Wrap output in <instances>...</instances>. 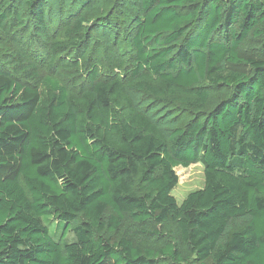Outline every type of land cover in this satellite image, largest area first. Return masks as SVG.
Wrapping results in <instances>:
<instances>
[{"label": "trees", "instance_id": "obj_1", "mask_svg": "<svg viewBox=\"0 0 264 264\" xmlns=\"http://www.w3.org/2000/svg\"><path fill=\"white\" fill-rule=\"evenodd\" d=\"M0 264H264V0H0Z\"/></svg>", "mask_w": 264, "mask_h": 264}, {"label": "rangeland", "instance_id": "obj_2", "mask_svg": "<svg viewBox=\"0 0 264 264\" xmlns=\"http://www.w3.org/2000/svg\"><path fill=\"white\" fill-rule=\"evenodd\" d=\"M176 171L179 175V182L172 193L179 202H182L191 192L204 187L205 173L201 162L189 167L178 166Z\"/></svg>", "mask_w": 264, "mask_h": 264}]
</instances>
